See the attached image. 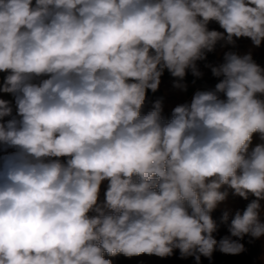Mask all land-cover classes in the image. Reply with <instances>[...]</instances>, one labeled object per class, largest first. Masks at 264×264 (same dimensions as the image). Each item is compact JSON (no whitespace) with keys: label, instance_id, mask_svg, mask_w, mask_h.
Returning <instances> with one entry per match:
<instances>
[{"label":"clouds","instance_id":"obj_1","mask_svg":"<svg viewBox=\"0 0 264 264\" xmlns=\"http://www.w3.org/2000/svg\"><path fill=\"white\" fill-rule=\"evenodd\" d=\"M260 49L264 0H0V264H264Z\"/></svg>","mask_w":264,"mask_h":264},{"label":"trees","instance_id":"obj_2","mask_svg":"<svg viewBox=\"0 0 264 264\" xmlns=\"http://www.w3.org/2000/svg\"><path fill=\"white\" fill-rule=\"evenodd\" d=\"M212 27H217L216 25H212ZM248 41H241V50H245ZM256 60L264 64V49L257 50L255 53ZM211 60H215L214 56H210ZM170 75L165 73L164 77L162 78L163 81L170 79ZM172 79V78H171ZM187 82H192L194 79L190 74L186 77ZM216 79L213 78L210 72H207L204 79L197 80L196 84L198 85L197 89L204 90L207 88L214 87L216 83ZM194 88L189 86L188 91L186 93H181L179 91L173 90L172 87L166 86L164 83L161 85L160 91L153 96L151 93L149 94V99H155L158 96H165V111L170 112L171 108L177 104L184 103L190 101L192 94L194 93ZM147 110V109H146ZM246 202L240 201L239 207L243 209ZM216 216H219V212L215 213ZM260 253V245L257 243L255 247L250 248V252L246 255L238 256V257H231V256H223L219 253L215 254V264H252V261L255 256ZM114 264H193L191 260L188 261H181L179 259L171 258L166 260H161L156 257H148V256H141L135 258H125L123 256H119L115 258ZM203 264H208L206 259H203Z\"/></svg>","mask_w":264,"mask_h":264},{"label":"rangeland","instance_id":"obj_3","mask_svg":"<svg viewBox=\"0 0 264 264\" xmlns=\"http://www.w3.org/2000/svg\"><path fill=\"white\" fill-rule=\"evenodd\" d=\"M171 81H172V79L170 78V79H167V80H165V81H163L162 80V84L164 83L166 86H169V87H171ZM161 84V85H162ZM188 84H189V86H192L193 88H194V90H196V88L198 87V85L197 84H192V83H190V82H188ZM5 98H9V97H5ZM256 257V256H255Z\"/></svg>","mask_w":264,"mask_h":264}]
</instances>
